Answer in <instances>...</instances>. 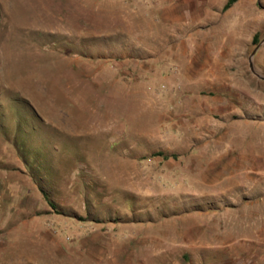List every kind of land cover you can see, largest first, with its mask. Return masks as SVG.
<instances>
[{
	"label": "rangeland",
	"instance_id": "obj_1",
	"mask_svg": "<svg viewBox=\"0 0 264 264\" xmlns=\"http://www.w3.org/2000/svg\"><path fill=\"white\" fill-rule=\"evenodd\" d=\"M227 2L0 0V264H264V0Z\"/></svg>",
	"mask_w": 264,
	"mask_h": 264
},
{
	"label": "water",
	"instance_id": "obj_2",
	"mask_svg": "<svg viewBox=\"0 0 264 264\" xmlns=\"http://www.w3.org/2000/svg\"><path fill=\"white\" fill-rule=\"evenodd\" d=\"M264 39H262L261 42H263ZM261 42L253 49V51L251 52V55L249 57V60H250V66H251V69L256 73V74H259L257 69L255 67H253V63H252V56L253 54L255 53L256 49L258 48V46L261 44Z\"/></svg>",
	"mask_w": 264,
	"mask_h": 264
},
{
	"label": "trees",
	"instance_id": "obj_3",
	"mask_svg": "<svg viewBox=\"0 0 264 264\" xmlns=\"http://www.w3.org/2000/svg\"><path fill=\"white\" fill-rule=\"evenodd\" d=\"M233 0H228V2L226 3L225 7L229 6V4L232 2Z\"/></svg>",
	"mask_w": 264,
	"mask_h": 264
}]
</instances>
